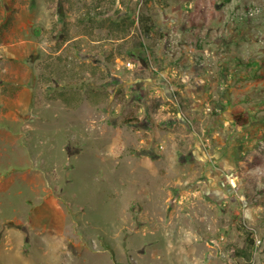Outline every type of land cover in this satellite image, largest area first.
<instances>
[{"label":"rangeland","instance_id":"obj_1","mask_svg":"<svg viewBox=\"0 0 264 264\" xmlns=\"http://www.w3.org/2000/svg\"><path fill=\"white\" fill-rule=\"evenodd\" d=\"M0 264H264V0H0Z\"/></svg>","mask_w":264,"mask_h":264},{"label":"trees","instance_id":"obj_2","mask_svg":"<svg viewBox=\"0 0 264 264\" xmlns=\"http://www.w3.org/2000/svg\"><path fill=\"white\" fill-rule=\"evenodd\" d=\"M63 1L65 3L67 2V0H63ZM104 16H105V14H102L100 16L92 15V16H89L87 18H84V21H82L81 18L80 19H81V22H83V23L88 22L89 24H91V26L93 28H97V29L98 28L99 29L105 28V29H108L109 34H113V33L120 34L116 38H117V40L122 39L124 34L121 35V33L125 32V29L120 28V22L117 20H114L112 17H109L107 19H103ZM134 21H135V18H134V20L131 21L130 27H131V24L134 23ZM138 22H139L140 33L143 36L148 37L152 32V25H151L150 17H146L144 15H139L138 16ZM126 31H127V29H126ZM63 41H64V39H62V42ZM118 54H120V53H118ZM80 84L83 86L84 94H86V95L88 94L87 96L89 98L91 97V99H94L92 96L97 97V95L92 94V92L95 89L91 88V86L89 84L83 83V82H81ZM52 94H53L52 95L53 99H60L66 105H69L71 107H76L78 105L77 100L80 96L79 95L80 93L78 91L76 92L74 88L72 89V91H70V90L69 91H60L58 89L56 91H53ZM235 120H236V122H238L239 125H242V126L249 123L248 117L236 116ZM249 243H250V246H252L253 240L251 238H249ZM238 255L241 257H244L248 260H250L252 257V254L247 253V251H239Z\"/></svg>","mask_w":264,"mask_h":264},{"label":"built area","instance_id":"obj_3","mask_svg":"<svg viewBox=\"0 0 264 264\" xmlns=\"http://www.w3.org/2000/svg\"><path fill=\"white\" fill-rule=\"evenodd\" d=\"M251 15H252V13H251Z\"/></svg>","mask_w":264,"mask_h":264}]
</instances>
